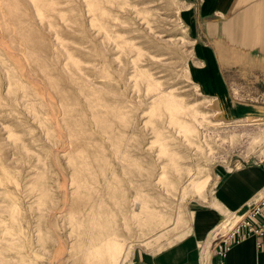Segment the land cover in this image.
<instances>
[{"label":"rangeland","instance_id":"rangeland-1","mask_svg":"<svg viewBox=\"0 0 264 264\" xmlns=\"http://www.w3.org/2000/svg\"><path fill=\"white\" fill-rule=\"evenodd\" d=\"M177 7L176 0H0V249L32 248L34 264H83L68 223L99 201L94 213L116 215L126 245L115 264H122L128 249L160 250L164 239L180 237L192 206L214 187V169L264 157L255 154L264 129L254 121L264 116L234 117L199 90ZM161 90L200 116L204 141L200 127L173 135L178 125L170 121L180 113L163 98L151 106ZM190 152L209 167L199 186L183 191ZM162 161L165 175L155 182ZM130 206L140 215L131 217ZM145 210L165 224L144 226Z\"/></svg>","mask_w":264,"mask_h":264},{"label":"crops","instance_id":"crops-1","mask_svg":"<svg viewBox=\"0 0 264 264\" xmlns=\"http://www.w3.org/2000/svg\"><path fill=\"white\" fill-rule=\"evenodd\" d=\"M176 2L192 42L199 90L234 117L264 116V0ZM214 174L215 204L192 206L187 234L155 252L133 251L129 264H204L205 252L206 264H264V237L241 232L226 246L210 240L226 212L241 209L264 188V157L220 165ZM220 245L227 247L223 256Z\"/></svg>","mask_w":264,"mask_h":264},{"label":"bare ground","instance_id":"bare-ground-1","mask_svg":"<svg viewBox=\"0 0 264 264\" xmlns=\"http://www.w3.org/2000/svg\"><path fill=\"white\" fill-rule=\"evenodd\" d=\"M176 10H178V7L176 8ZM160 98H163L164 101L166 102L168 111H170V112L171 111H176V112L180 113L179 117H176L175 119H173V120L170 121V122H172V125H178L176 127V129H174L173 135L184 138L189 133H192V134L193 133H196L198 131V128L200 127L201 128V131L198 132L199 133V138L202 139L203 141L207 138L208 131L205 128L203 129V127L206 126V124L204 122L202 123V121H200L198 119L200 116L198 117L196 115L198 117L197 118L196 116L192 115V112L188 110V108L190 106H187L185 104H184L185 105L184 106L183 103L180 101V99L177 100V97L173 96L170 93L165 92L164 90L159 91L155 95L153 94L152 98H150L151 99V102H152L151 106H153L157 102V100H159ZM165 99H168L169 101H167ZM195 112H198V111H195ZM118 117L119 116H117V118ZM186 117H191L192 120L186 121ZM202 118H204V117H201V119ZM245 119H247V121H248V117H246ZM256 120L254 119V121L256 122V124H258V126L261 125L262 128L261 127L260 128L263 130L264 129V120H261V119L260 120L258 119L257 121ZM205 121H207V120L205 119ZM232 121L234 123H239V122L242 121V119H237V120H232ZM244 124H245V122H244ZM123 127H124V125H123ZM160 133H161V131H160ZM261 133H263V132H261ZM252 138H254L256 140H259V139L261 140V138H260L259 135L256 136V137H252ZM121 139L122 138H120L119 141H121ZM206 145H208V144H206ZM197 147L199 148V145H197ZM197 147H195V148L197 149ZM193 151H194V148H193ZM194 153L193 152H190V154H189V158L192 161V165L188 169V175H190V176L187 178V180L183 184H181L182 190L184 189L185 184H188V183L190 184V188L191 189L194 188V187L199 186L198 184H199V182L201 180V175L209 167V165L207 164L206 161H203L202 163H199L198 164V161L196 160L198 153L197 154L196 153L194 154ZM209 153H210V151H209ZM261 153H264V142L255 150V154L256 155H260ZM171 154L173 156V153H171ZM176 154H178V153L176 152ZM120 156H121V154H120ZM172 158H175V157H172ZM174 163H175V161H174ZM165 165L166 164L164 163V161H162V162L159 163V167L157 169L158 171H157V173L155 175V178H154V181L155 182L156 181L158 182V180L160 182L161 178L165 175V171L163 170L165 168ZM216 179L217 178H216L215 174H213L212 181H211L212 186L215 185ZM128 184L130 186H132V187L135 186L134 188L136 190L141 185L139 182L133 180L132 178L131 179H128ZM119 190H120V195H118V196H119L120 199H122V198H124V194H123V191L124 190H122V188H119ZM112 193L114 194V193H117V192L116 191H111V192H108L107 191V194H112ZM207 193H208L207 196H203V195L202 196H199L200 200L202 202L206 203V204H209V205L210 204L211 205L215 204L214 203V197H213V188H211L210 190H208ZM181 201H185V199H182L181 198ZM132 204H134V203H132ZM139 204H140V202H139ZM144 204H146V203L144 202ZM136 205H137V203H136ZM140 205H142V204H140ZM142 206H140V207H142ZM100 207H101V204H100L99 201L96 204H93L92 202H90L88 205H86L85 211H87V214H86V216L84 218H81L76 223H71V222L68 223L71 227H74L75 226L77 228V231H76L77 232V235H76V237H75L74 240L70 241L71 242L70 244L71 245H73V244L76 245V247L80 250V252H81V259L83 261V264H89V263L90 264H115L116 263L115 261H116L117 257L120 255V253L122 252L123 247H125V245H126L125 242H124V239L122 238V236L120 234H118V230H117V227H116V215L113 214L112 212L111 213H107V212H105L102 209L100 211L97 210L94 213V209L95 208L98 209ZM144 207H145V205H144ZM145 208H147V207H145ZM129 209H130L131 217H134L135 218L138 215H140V214H137L135 212L136 210L133 209V206H130ZM141 209L143 211V208H141ZM145 211L149 212L148 210H145ZM63 212L64 211H57V212H55V214H61ZM147 212L144 214V220H145L144 222L145 223L144 222L142 223L143 225L145 224L144 226H146L148 228H152V227L158 226L159 224L160 225H163V223L165 224V221H163L162 218L161 219L159 218V216H160L159 214H158L159 216H157V213L155 214V213H152V212H149V213H147ZM141 214H142V212H141ZM225 217L226 218L223 219L222 222L218 225V227L215 228L214 231L211 233L210 240H211V238H213L216 235V233L219 232L221 234H224V233H226L233 226L234 222L229 220L228 214ZM120 218H122V220L123 219L126 220V216L123 213L121 214V217ZM176 219H178V218H176ZM124 227H128V226H124ZM188 227H189V225L187 224L182 229L180 237H183L185 234H187V232L189 231V228ZM167 228L168 227H166V228L163 227V229H161L160 231H158V233L156 232L155 235H153L149 239L143 241L141 245H143L144 243L145 244L146 243H149L150 241H152V238H154V237L157 239L158 236H160L161 234H163L167 230ZM126 231H128V230L126 229ZM65 233L67 234V232H65ZM180 237H172L170 239L169 238H166V239L163 240V242H161L162 244H160V245H163V247L165 248L168 245L176 242L178 240V238L180 239ZM140 241H142V240H140ZM136 242H138V241H136ZM207 244H208V242H207ZM10 247H6V248H1L0 249V264H32L33 263L31 261H33L34 259H32V257L29 255V251L31 252L34 249L31 248L29 251L28 250H24V252H20V251H16L15 249H12V247L11 248ZM206 247H207V245H206ZM6 250L7 251L13 250V251H15V254L14 255H8V254L6 255V254H4V252ZM126 251L128 253L127 254V258H126V260H123L122 264H129L130 259L132 257V254H133V251L134 250H129L128 249ZM152 251L155 252V251H158V250H156L154 248ZM203 255H204V260L203 261H204V264H206V262H207V261L205 262V260H206V252ZM8 258L13 259V261H15V262H12V260L9 261ZM207 260H208V258H207Z\"/></svg>","mask_w":264,"mask_h":264},{"label":"built area","instance_id":"built-area-1","mask_svg":"<svg viewBox=\"0 0 264 264\" xmlns=\"http://www.w3.org/2000/svg\"><path fill=\"white\" fill-rule=\"evenodd\" d=\"M228 217L233 221V226L224 234L216 233L213 239L220 240L226 246L228 239L237 240L241 232L245 235L264 237V188L248 201L244 207L235 211H229ZM224 216L222 218L225 219ZM220 224V223H219ZM221 242V243H222ZM227 247L219 246L218 254L223 256Z\"/></svg>","mask_w":264,"mask_h":264}]
</instances>
